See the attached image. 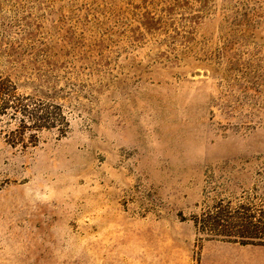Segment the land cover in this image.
Segmentation results:
<instances>
[{
  "label": "rangeland",
  "instance_id": "rangeland-1",
  "mask_svg": "<svg viewBox=\"0 0 264 264\" xmlns=\"http://www.w3.org/2000/svg\"><path fill=\"white\" fill-rule=\"evenodd\" d=\"M0 264H264V0H0Z\"/></svg>",
  "mask_w": 264,
  "mask_h": 264
}]
</instances>
